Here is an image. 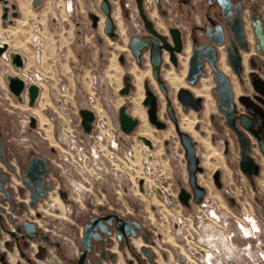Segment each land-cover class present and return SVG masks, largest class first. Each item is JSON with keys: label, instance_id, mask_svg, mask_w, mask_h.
I'll return each mask as SVG.
<instances>
[{"label": "flooded vegetation", "instance_id": "af4514ba", "mask_svg": "<svg viewBox=\"0 0 264 264\" xmlns=\"http://www.w3.org/2000/svg\"><path fill=\"white\" fill-rule=\"evenodd\" d=\"M102 1L100 6L104 12ZM110 1L115 31L118 33V36L114 39L118 41V45H122V49L126 50L128 48L132 57V59H129L128 53L123 51L118 55L119 61L126 67H130L132 64L137 65L136 72L130 69L124 73L120 92L121 89L126 87L127 81L130 82L129 92L136 89L138 91V83L139 79H141L140 88L143 85L144 99L146 96L145 83L148 82L158 96V116L166 122L164 128H157L148 118L153 131L159 134L173 123L178 133L176 122L173 120L169 109V101L172 102L173 113L178 119V124L182 130H191L194 120L186 118L182 126L179 106L171 94V80L182 79L177 88V99L181 104L182 110L187 113L186 115H190L192 110L201 115L205 110L206 100H208L206 103L208 112L211 107L210 99L206 96L208 88L207 86H202L205 83H203V80L208 79L210 83L209 95L211 94L220 111L218 114L210 113L211 120L214 121L216 128L220 132L226 131V135L222 136L226 153L231 155L233 152H237L236 162L240 174L253 183L251 186L253 193L259 194L256 179L261 176L264 170V39L262 40L259 36L261 33L264 37V0H177V2L179 1V3L184 5L181 7L176 4L179 13L173 15H176L180 21L185 22L183 27L172 25L167 21V17L172 13L165 0H154L155 5L153 7L163 24L158 23L153 17L147 1L142 0L143 10L148 19L153 22L157 33L147 26L146 20L140 11L139 0H135L139 27L130 30L137 23L131 20L128 23L129 15L127 12L129 4L125 0H118L119 18L122 27H124L123 29L126 32H129L127 46L121 41V23L115 19L114 5L112 0ZM91 14L96 16L95 20ZM89 17L93 26H96L101 20L100 15L93 11L89 13ZM172 27L180 29L183 48L181 52H175L177 63H174L171 59V51L164 46L161 47L162 61L158 78L150 59V48L142 50L141 61L139 62L129 43L134 36H138L150 43L153 37L157 39L158 44L163 45L162 36H167V41L174 46ZM188 44L190 45V53L187 59V70L183 74L180 73L183 65L181 57L187 53ZM6 52L10 54L11 49ZM195 53L197 60L201 63L202 71L197 77L190 75L192 57ZM130 61L132 64H128ZM248 65H250V69H248ZM167 73L171 75H169L171 80L167 77ZM218 73L224 74L231 87L232 108H230L229 114L233 119L230 122H228V115L219 105L221 103L220 82L223 80H221L223 76L219 74L220 77H218ZM141 74L145 75L139 78ZM192 79L195 81L192 82ZM183 87L189 88L195 97L202 98L199 109H195L191 104L185 106L180 101L178 93ZM195 87L201 89L199 91L201 94L196 93ZM127 105L129 107V104ZM147 109L148 106L146 105L142 108L144 115L146 113L148 117ZM34 121L31 120L35 125ZM195 127L201 129V124L196 122ZM239 131L248 138L249 147L246 149V153L251 155L260 165L258 174H248L241 167L242 143L239 138ZM188 132L194 138V135L190 131ZM178 136L180 139L179 133ZM13 137V135L7 137L0 132V138L3 142L0 148V264H220L218 262L220 257L215 255L216 252L206 247L208 245L211 246V243L207 242V240H192L190 243L188 240L177 241L175 243L177 246H161L164 249L161 251L157 248V243L150 231L138 217L132 214L126 215L114 208L104 206L99 207L98 212L83 221L80 226L76 250L75 252H70L72 244L70 245L66 240L67 229L63 230L64 233L56 235L57 225L54 217L46 213L47 208H41L40 206L42 203H48L49 197L47 198V196L54 189V181L50 176V162L46 158L48 170L44 173L43 184L39 185L36 190L30 188L25 183V178L28 176V168L32 157L38 153H29V156L25 158L23 150L19 147L20 143L13 140ZM148 137L151 138L150 136ZM194 140L197 154L200 157V164L204 166L202 162L204 154L199 151L197 140L195 138ZM152 142L154 147L153 139ZM165 143L168 144L169 140H165ZM148 147L150 149L153 148ZM235 149H237L236 152ZM39 155L42 156L41 154ZM232 162L231 157H229L227 164L230 168L233 166ZM217 170H220L219 180L221 186L217 184L214 176ZM205 171L206 168L204 166V170L200 173ZM212 178L219 188H225L222 179L223 170L221 168H216L213 171ZM31 179L33 181L39 180L36 167L33 169ZM242 179V177H233V182L228 185L229 189L235 192L236 198L240 200L245 197L244 189L245 191L248 190L246 186L241 184L242 182H237ZM186 188L191 191V187ZM206 188L208 193V187L206 186ZM60 193L59 195H61ZM178 194L177 198L179 199ZM63 196H65L64 193H62L61 197L64 198ZM206 198L207 194L203 202L199 204L206 205ZM34 199L36 202L33 204L32 201ZM193 204L194 201L191 199L190 206L184 205L191 208ZM127 212L131 211L127 210ZM259 227L261 229V224H259ZM86 236L87 242L85 245L84 238ZM139 239H142L141 242L138 241ZM174 251L179 254L180 261L172 257ZM172 258H174L173 261Z\"/></svg>", "mask_w": 264, "mask_h": 264}, {"label": "rangeland", "instance_id": "374dc122", "mask_svg": "<svg viewBox=\"0 0 264 264\" xmlns=\"http://www.w3.org/2000/svg\"><path fill=\"white\" fill-rule=\"evenodd\" d=\"M101 1L42 0L36 6L46 18L56 17V19H60L61 24L66 22V30L62 31V26H60L59 43L67 41L66 44L69 47L73 46L74 50L69 58L71 62L78 64L76 67H79L80 60L86 62V65L80 70L81 76L78 82V86L82 88V93L79 92L77 101L73 100V103L68 101L72 116L74 121H77L79 115L81 116L80 108L89 107L94 111L98 109L102 114H106L110 124L118 126L120 125L119 107L124 103L129 104V111L139 118L140 123L132 133H129L128 136L125 135L126 144L134 143L137 145V162L139 163L140 148L144 143L139 135L150 136L153 139L155 146L149 148V151L155 158L164 163L162 169L165 171L166 183H168L166 185L167 187L170 185L169 190L173 192L176 199L172 206L167 205L165 192L160 191L159 188L151 187L156 181L155 176H150L148 187L145 184L143 188L140 187L139 189L131 179L122 175L121 181L125 189L121 196L115 193L112 179L109 177H99L98 180L94 177L90 185L80 184L79 180L81 181L83 178L80 179L79 171L70 166L67 158V154L73 152L69 143L70 138L63 137L64 141L58 139L56 120L51 118L55 110L59 109L58 105L56 108L54 105H48L46 110H43L37 102L30 105L27 94L22 100L17 96L4 98L3 103H0V132L7 137L14 136L13 140L20 143L19 147L23 150L25 158L29 156V153L34 152L41 154L50 162V176L54 181V189L47 196V198L49 197L48 203H42L40 206L47 208L46 213L54 217L57 225L56 235L64 233L63 230L67 229L66 240L70 245L72 244L70 252H75L83 221L98 212L99 207L104 206L114 208L126 215L132 214L138 217L150 231L157 243V248L161 251L164 250L161 246H177L175 244L177 241L188 240L190 243L192 240H207L211 246L206 247L216 252L215 255L220 257V261H218L220 264H264V170L263 175L258 178L259 194H255L250 187L253 183L246 180L239 172H235L239 171L236 162L237 149H235L236 153L233 152L231 155L226 153L225 142L222 137L226 135V131L220 132L214 121L211 120L210 113H220L211 94L209 112L206 109L208 101L206 100L203 114H197L196 111L192 110L190 115H186L187 113L182 110L177 99V88L182 79L179 82L176 79L175 83L171 82V94L179 106L182 126L186 118L194 120L191 130H187L194 135L198 142L199 151L204 154L202 162L206 171L200 173L199 178L200 182L208 187L206 205L194 202L193 206L188 208L177 198L182 186L190 188L184 147L173 123L159 134L153 131L147 114L144 115L142 110L144 108L142 102L143 85L138 88V91L136 89L125 94L120 92L124 73L130 69L136 72L137 65L132 64L131 61L128 62V64H132L130 67L120 63L118 58L120 52L126 51L128 58L132 59V57L128 48L122 49V45H118V41L104 31L105 13L101 9ZM125 1L129 4L128 23L131 21L137 23L136 26L133 25V28H130V30H134L139 27L136 1ZM146 1L153 17L158 23L163 24L161 18L153 10L154 0ZM179 1L165 0L172 13L167 17V21L172 25L183 27L185 22L173 15L179 13L176 4L181 7L184 5ZM24 2L33 5L31 0H24ZM112 3L114 5V17L121 23L118 0H112ZM91 11L98 13L101 17L96 26L92 25L89 17ZM24 25L25 27L28 26L27 23ZM121 28V41L127 46L129 32H126L124 27L121 26ZM13 49L15 50V48ZM186 52L181 57L183 65L180 73L183 74L187 70V59L190 53L189 44ZM3 60L0 59L1 69L7 65L6 60ZM248 69H250V65H248ZM204 82L208 84L209 80L204 79ZM88 90L95 91L89 92ZM90 93H96L99 96L97 105H92L89 101L88 95ZM133 109H137V113H133ZM32 118L35 119V125H32ZM196 122L201 124L202 130L195 127ZM83 131L82 127L75 131V135L79 140L83 138L84 142H88L89 137L84 133L82 134ZM165 140H169V143L166 144ZM146 146L148 145L146 144ZM229 157L233 161L231 168L227 164ZM216 168L223 170L222 179L225 188H219L213 181L212 173ZM137 173L136 178L139 177L140 171ZM233 177H242L243 179L237 182H246L248 186V190L245 191L244 189L245 197H242L241 200L237 199L235 192L228 187ZM232 187L234 188V186ZM62 193L65 194L64 198L61 197ZM127 210L131 212H127ZM258 223L261 224V229L258 228ZM141 240L138 241L141 242ZM172 257L181 260L177 251H174ZM173 260L174 258H172Z\"/></svg>", "mask_w": 264, "mask_h": 264}, {"label": "water", "instance_id": "95a60500", "mask_svg": "<svg viewBox=\"0 0 264 264\" xmlns=\"http://www.w3.org/2000/svg\"><path fill=\"white\" fill-rule=\"evenodd\" d=\"M0 2L4 3L3 9L5 11V17L7 16V13L10 9L9 2L10 0H0ZM42 2V0H33V4L35 6L39 5ZM11 7L13 9L16 8V4L12 3ZM139 7L141 14L143 18L146 20L147 26L150 27L155 33H157L156 29L153 26V22L148 19L146 13L143 10L142 7V0H139ZM102 8L106 14L105 19V26L104 30L113 38H116L118 36V33L115 31V22L114 18L112 16V4L110 0H103L102 1ZM14 16L18 15V11L15 10L13 12ZM93 19H96V16L91 14ZM171 32L173 34V39L175 42V45H171L170 42L167 41V36H162L164 40V44L160 45L157 43V39L152 37V42L145 40L142 37L134 36L129 46L132 49L134 55L136 56L137 60L141 61V54L142 50L144 48H150V59L152 60V63L154 65V72L156 76L159 78V69L160 64L162 61L161 57V47L164 46L165 48L169 49L172 53V61L174 63H177V57L175 52H181L183 48V41L181 36V31L178 27H172ZM259 32V28H258ZM259 36L264 39L263 35L260 33ZM10 50L9 43L5 42L0 46V55H2L4 52ZM10 57L12 64L16 68H21L24 66V57L23 55L16 50H13L10 52ZM201 63L197 60L196 53L192 57L191 62V70L190 75L198 76L199 73H201ZM218 73V77L220 75L223 76L221 78L220 82V92H221V103L220 108L228 115V122L232 121V117L229 114L230 108H232V92L230 83L228 82L227 78L224 76V74ZM8 79V85L12 93H14L20 100L24 98V95L27 94L29 97V104L34 105L37 102V99L40 94V86L35 83L31 82L26 86L25 80L23 77H21L19 74H9L7 76ZM194 82L195 80L192 79ZM162 82V81H161ZM163 83V82H162ZM129 86L130 82H126V87L121 89V93H129ZM145 98L143 99V104L148 106L147 113L149 120L157 126V128H164L166 126V122L160 119L158 116V96L154 92V90L149 86L148 82L145 83ZM178 97L182 103H184L185 106L187 104H191L195 109H199L201 107V97H195L192 95V92L189 88H181L178 93ZM173 105L172 102L169 101V109L172 115L173 120L176 122V126L178 129V133L180 135V140L185 148V155L187 158V168L189 172V183L191 187V191L188 190L186 187H181L179 191V199L182 203H184L187 206L191 205V199L196 203H202L206 194H207V188L204 184L200 183L199 181V173L204 170V166L200 164V157L197 154L196 151V142L193 138V136L186 130H182L180 128V125L178 124V119L176 118L175 114L173 113L172 109ZM119 122L120 127L123 130V132L129 134L132 133L139 123V118L134 116L128 109V105L126 103L122 104L119 107ZM80 114L82 117V125L84 130L87 133H90L93 130V124L95 120V112L89 108V107H81L80 108ZM32 120H35L32 118ZM33 124V123H32ZM239 138L242 143V160H241V167L244 172L248 174H258L260 172V165L255 161V159L246 153V149H248V138L245 137V135L239 131ZM139 138L148 146L153 147L152 139L149 138L146 135H139ZM2 140L0 138V148L2 145ZM34 167L38 169V181H33L31 179L32 172ZM28 176L25 178V183L30 187L36 190L39 185L41 186L44 182V173L48 170L47 167V159L40 156L39 154H36L32 157L30 166L28 168ZM220 170H217L215 173V179L219 186H221V182L219 180ZM30 176V177H29ZM143 179H140V186L143 188ZM50 186V184H48ZM36 201L35 199L32 201L34 204ZM140 224V223H138ZM87 236L84 238V242L86 245L87 242Z\"/></svg>", "mask_w": 264, "mask_h": 264}, {"label": "built area", "instance_id": "2783aa9c", "mask_svg": "<svg viewBox=\"0 0 264 264\" xmlns=\"http://www.w3.org/2000/svg\"><path fill=\"white\" fill-rule=\"evenodd\" d=\"M9 35L6 33L0 34V46L8 42ZM36 52L40 56L42 50V44L37 42L35 46ZM7 64L2 70L3 75L6 77L9 74H19L25 80L26 86L35 82L40 84L41 82H48L49 76H45L43 73L34 70L33 68L20 70L16 68L11 61L10 54L4 52L1 55ZM57 82L59 84L61 92H63L58 99V110H55L52 119L56 120L57 136L58 139L64 141L63 137L70 138V145L73 152L67 154V158L71 167H75L80 173V184H91L92 179L95 177L98 180L99 177H109L112 179L115 193L121 196L123 187L121 176L125 175L140 189V179H143V186L150 185V176L154 177L156 181L151 187L159 188L163 190L166 195L167 205L172 206L176 199L173 192H171L170 185L167 187L165 171L162 169L164 163L155 158L149 151V147L145 143L141 145V157L140 162H137V145L131 143L126 144L125 135L120 125L114 126L110 124L106 114H102L98 109H95V120L93 124V130L90 133L82 132L88 136V142H84L83 138L80 140L76 137L75 131L82 128V119L79 115L77 121L71 113V107L68 105L66 98V91L68 83L64 78V75L60 72L56 73ZM89 101L92 105L99 103V96L96 93H90L88 95ZM138 171H140L139 177ZM134 176V177H133ZM103 196L105 194L103 193ZM258 223V228L259 227Z\"/></svg>", "mask_w": 264, "mask_h": 264}, {"label": "crops", "instance_id": "0c3cea01", "mask_svg": "<svg viewBox=\"0 0 264 264\" xmlns=\"http://www.w3.org/2000/svg\"><path fill=\"white\" fill-rule=\"evenodd\" d=\"M31 1L33 3V0ZM12 3L16 4L15 9L11 7ZM4 5V3L0 2V34H8L10 37L8 39V43L10 45L11 51H13V48H15L16 51H19L23 55L25 63L24 66L19 69L24 70L34 68V70L43 73L45 76H49L48 82H41L39 84L40 94L37 99V103L41 105L40 107L43 110H46L48 105H54L55 108L58 105L57 98L63 92H61L59 84L57 82V72L62 73L68 83V88L65 93L67 100H70L72 103L73 100L77 101L76 98H78L79 92L82 93V88L78 86V82L80 81L81 76L80 70L83 69V67L86 65V62L80 60L79 67H76L78 64L76 62H71V59L69 58V55L73 53V46L69 47L66 44L67 41H63L61 42V44L59 43L58 32L60 26H62V31L66 30V22H63L64 24H61L60 19H56V17H52V19L50 17L46 18V16L42 14L39 8H37L34 4H26L24 0H10V9L7 13V16L5 17V11L3 9ZM15 10L18 11L17 16L13 15V12ZM26 23L28 24V26L25 27L24 24ZM121 26L122 25H120V27ZM37 42L42 44L40 56L35 49ZM79 56L81 57L80 54ZM0 59H3L1 55ZM144 75L141 74L139 78H142ZM169 75L170 74L167 75L168 78ZM169 79L171 80V78ZM140 80L141 79H139L138 83L139 87L141 86ZM175 80L176 79H172L171 81L175 83ZM177 80V82H179V79ZM204 86H207L208 88L207 95H205L208 96L209 99H211L209 95V83H204L203 87ZM200 90L201 89H195L196 93L198 94H201L199 93ZM88 91L94 92L95 90ZM13 97H16V95L10 90L8 79L5 75H3V72L0 68V103H3L4 98L7 99ZM133 110V113H137V109ZM261 175H263V172ZM258 178L259 176L256 179L257 186L259 185ZM231 182H229V184ZM241 184H245L244 186L248 188L246 182ZM251 186L252 185H250V187ZM258 189L260 190L259 186Z\"/></svg>", "mask_w": 264, "mask_h": 264}, {"label": "bare ground", "instance_id": "6f19581e", "mask_svg": "<svg viewBox=\"0 0 264 264\" xmlns=\"http://www.w3.org/2000/svg\"><path fill=\"white\" fill-rule=\"evenodd\" d=\"M94 111V110H93Z\"/></svg>", "mask_w": 264, "mask_h": 264}]
</instances>
